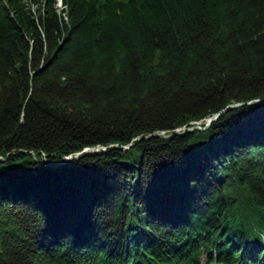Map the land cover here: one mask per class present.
I'll use <instances>...</instances> for the list:
<instances>
[{
  "label": "trees",
  "instance_id": "obj_1",
  "mask_svg": "<svg viewBox=\"0 0 264 264\" xmlns=\"http://www.w3.org/2000/svg\"><path fill=\"white\" fill-rule=\"evenodd\" d=\"M0 264H264V0H0Z\"/></svg>",
  "mask_w": 264,
  "mask_h": 264
},
{
  "label": "water",
  "instance_id": "obj_2",
  "mask_svg": "<svg viewBox=\"0 0 264 264\" xmlns=\"http://www.w3.org/2000/svg\"><path fill=\"white\" fill-rule=\"evenodd\" d=\"M231 106V105H230ZM217 114H213L211 115L208 119H207V122H206V126L209 125L210 121L213 120L215 117H216ZM196 128H199L198 126H196ZM98 148H91V149H88L89 151H92V150H97ZM82 152H79L76 154V156H79ZM71 158V157H69ZM69 158H66V159H69Z\"/></svg>",
  "mask_w": 264,
  "mask_h": 264
}]
</instances>
